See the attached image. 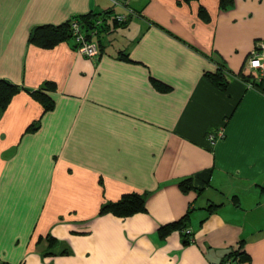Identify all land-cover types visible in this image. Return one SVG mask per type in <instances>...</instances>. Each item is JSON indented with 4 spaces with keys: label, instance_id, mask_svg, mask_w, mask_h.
<instances>
[{
    "label": "crops",
    "instance_id": "0c3cea01",
    "mask_svg": "<svg viewBox=\"0 0 264 264\" xmlns=\"http://www.w3.org/2000/svg\"><path fill=\"white\" fill-rule=\"evenodd\" d=\"M109 9L127 18L90 36L97 57L72 39L29 41L35 26ZM253 50L264 56V0H0V79L56 87L51 111L20 91L0 114V264H217L241 240L242 264H264ZM221 69L226 90L207 75ZM132 191L147 194L144 211L100 214ZM189 209L195 242L159 235Z\"/></svg>",
    "mask_w": 264,
    "mask_h": 264
},
{
    "label": "trees",
    "instance_id": "16d2710c",
    "mask_svg": "<svg viewBox=\"0 0 264 264\" xmlns=\"http://www.w3.org/2000/svg\"><path fill=\"white\" fill-rule=\"evenodd\" d=\"M190 2L191 0H184ZM222 7L225 9L229 7L232 3V0H220ZM120 14L113 13L112 9L105 11L103 14H94L92 12L86 14H80L71 17L69 20L62 22L58 25H40L33 27L30 34V42L37 46L43 48H53L61 42L71 40L74 42L76 47V40L72 32V22L78 21L83 32H93L94 30L97 33L107 31L106 18L113 17L112 22L108 25L113 29H120L123 25V21H119L117 16ZM100 22L99 25L97 23ZM92 26V27H91ZM91 27V28H90ZM100 47V45H99ZM101 51V49H100ZM125 57L128 58V53L125 54ZM210 80L221 90H226L227 82L225 75L222 69L216 73L207 74ZM155 82V81H154ZM157 83V82H155ZM161 89L166 87L162 86L161 83L157 85ZM55 84L51 82H45L40 88L37 89H27L19 85H16L8 80L0 79V114L7 108L12 98L20 91H25L35 100L40 102L43 106L44 113L51 111L55 108L54 100L50 96L49 92L55 91ZM40 120L32 124L28 131H35L39 126ZM182 190L187 191L194 186L191 178H186L180 181L179 183ZM200 193L202 190L197 189ZM147 200L146 193H139L136 191L124 193L116 201H105L100 207V214L112 213L119 217H126L145 210ZM192 210L189 209L187 214L181 219L174 221L169 224H165L159 227V235L161 237H166L173 231H178L181 234L182 240L184 243H193L195 242L194 233L189 229L190 219H191ZM250 261V256L245 249L244 241L241 240L237 246L231 247L228 250L227 254L224 256L221 262L217 264H242Z\"/></svg>",
    "mask_w": 264,
    "mask_h": 264
},
{
    "label": "built area",
    "instance_id": "2783aa9c",
    "mask_svg": "<svg viewBox=\"0 0 264 264\" xmlns=\"http://www.w3.org/2000/svg\"><path fill=\"white\" fill-rule=\"evenodd\" d=\"M126 18V16L122 15L117 16V19L119 21H124L126 20ZM99 24L100 22L97 23V25ZM71 28L73 36L76 40V49L80 53L88 57H96L100 54L101 51L99 44L96 42H92V40L90 39V36H93L95 34V30L93 32H83L82 28L80 27V24L76 20L72 22ZM248 68L250 70L257 71L260 77L264 78V56L260 54L259 51L253 50L250 54L248 60ZM223 135V132H213L209 135V140L211 141V143H213Z\"/></svg>",
    "mask_w": 264,
    "mask_h": 264
},
{
    "label": "flooded vegetation",
    "instance_id": "af4514ba",
    "mask_svg": "<svg viewBox=\"0 0 264 264\" xmlns=\"http://www.w3.org/2000/svg\"><path fill=\"white\" fill-rule=\"evenodd\" d=\"M100 53H101V52H100ZM99 55H100V54H99ZM99 55H98V56H99ZM96 57H97V56H96Z\"/></svg>",
    "mask_w": 264,
    "mask_h": 264
},
{
    "label": "water",
    "instance_id": "95a60500",
    "mask_svg": "<svg viewBox=\"0 0 264 264\" xmlns=\"http://www.w3.org/2000/svg\"><path fill=\"white\" fill-rule=\"evenodd\" d=\"M113 17H114V16H113ZM91 27H92V26H91ZM91 27H90V28H91ZM96 32H97V31H96Z\"/></svg>",
    "mask_w": 264,
    "mask_h": 264
}]
</instances>
